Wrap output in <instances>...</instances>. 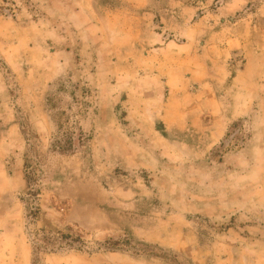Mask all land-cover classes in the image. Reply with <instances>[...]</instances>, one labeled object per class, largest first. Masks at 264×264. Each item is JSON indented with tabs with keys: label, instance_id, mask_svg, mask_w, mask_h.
Wrapping results in <instances>:
<instances>
[{
	"label": "rangeland",
	"instance_id": "374dc122",
	"mask_svg": "<svg viewBox=\"0 0 264 264\" xmlns=\"http://www.w3.org/2000/svg\"><path fill=\"white\" fill-rule=\"evenodd\" d=\"M0 264H264V0H0Z\"/></svg>",
	"mask_w": 264,
	"mask_h": 264
}]
</instances>
